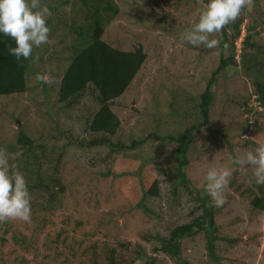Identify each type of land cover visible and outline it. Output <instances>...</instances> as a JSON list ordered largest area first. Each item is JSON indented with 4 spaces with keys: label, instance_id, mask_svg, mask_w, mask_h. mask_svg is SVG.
Masks as SVG:
<instances>
[{
    "label": "rangeland",
    "instance_id": "374dc122",
    "mask_svg": "<svg viewBox=\"0 0 264 264\" xmlns=\"http://www.w3.org/2000/svg\"><path fill=\"white\" fill-rule=\"evenodd\" d=\"M176 1L113 0L120 13L108 26L105 41L126 50L142 45L147 54L143 70L114 107L121 123L115 136H107L114 144L124 142L134 130L144 136L155 132L156 121L161 119L156 115L158 111L169 114L170 110V116L160 122L170 120L169 124L175 123L160 128L163 135L190 127L195 119L194 113H190L191 107H184L180 112L188 113L187 116L175 114L169 107L178 81L181 85L193 84L192 92L199 95V89H205L209 75L220 65V47H193L180 39L185 30L198 22L202 8L197 9L194 3L189 5L184 0H179L181 4L176 7ZM80 3V0H41V7H48L51 13L46 17L49 39L39 48H33L27 92L0 99V143H15L21 128L36 139L55 134L57 129L49 115L55 108L48 107L46 101L50 98V104L55 107L60 77L64 67L72 61L69 59L73 55V44L75 41L81 43L76 28L82 26L85 30L91 23L88 12L80 7ZM248 11L249 20L263 16L264 0L254 2ZM259 31L257 43L264 45V26ZM245 34L243 32L238 40V67H228L216 83L211 123L201 130L188 149L189 164L181 171L191 183L188 182L189 186H194L192 189L182 184L184 181L178 176L177 143L163 142L157 149L153 165H149L142 175L139 173L143 166L139 167V161L149 157L145 150L128 153L108 144L88 150L83 147L75 150L70 146L59 166L66 181L63 203L57 207L54 216L46 215L47 220L56 223L59 213L65 212L70 219H79L84 226L88 225L84 233L92 234L93 240L101 244L130 239L133 243L141 242L149 251L156 245L161 246L154 238L157 234L167 235L169 228L187 224L200 214L196 198L201 189L206 188L207 169L231 168L230 179L241 182L242 177L237 174L239 167L232 164V160L254 151L260 142H264V115H261L264 110L251 96L254 70L246 71L240 56ZM212 38L220 41V33ZM224 53L226 58L230 56L228 51ZM37 74L49 76L51 83L37 82ZM192 92L183 97L190 103L197 100ZM188 100L182 102L188 103ZM66 119V123L73 121L69 117ZM144 128L146 130H142ZM57 145L61 144L52 139L48 142V146ZM150 169L159 175V198L144 195ZM108 173L115 176L104 179ZM247 174L252 175L250 167H247ZM236 186L232 189L227 186L225 195L232 194ZM202 193L207 195L206 189ZM238 193H234L236 203L230 207V213L218 216L216 223L220 233L212 236L214 229L205 225V229H196L194 234L182 239L183 264H214V258L220 259L222 264H264V212L251 213L248 200ZM70 198L72 204H66ZM45 200L44 197L32 200L35 204L31 206V223L11 221L8 227L0 225V264H21L22 259H27V264H54L43 258L42 252L36 258L22 250L25 245L22 238L32 241L33 233L40 225L39 210ZM47 227L49 230L50 225ZM6 230L9 232L5 234ZM47 233H35L41 250L48 241ZM212 241L215 246L210 250ZM158 264H176V260L162 256Z\"/></svg>",
    "mask_w": 264,
    "mask_h": 264
},
{
    "label": "trees",
    "instance_id": "16d2710c",
    "mask_svg": "<svg viewBox=\"0 0 264 264\" xmlns=\"http://www.w3.org/2000/svg\"><path fill=\"white\" fill-rule=\"evenodd\" d=\"M184 1L189 5L194 3L197 9L202 8L197 0ZM258 1L254 0V2ZM80 2V7L88 12L87 17L90 18L91 23L85 30L82 26L76 28L77 37L81 43L78 44L75 41L76 43L73 44V55L69 59L72 61L69 66L67 64L64 67L63 75L60 77L57 89L59 95L55 107L50 104V98L46 101L49 104L48 107L55 108L49 112L51 121L57 129L55 134L36 139L21 128L15 143H0V148H4L9 154L10 164L17 165L18 170L27 181L31 206L35 204L33 202L38 197L46 198L41 205L42 210H39L40 225L35 233L48 232V241L45 242L44 249L41 250L38 244L39 238L33 233L32 241H27L26 237L22 238L25 243L22 250L25 254H32L35 257L42 252L41 256L54 264H158L162 256L172 257L176 260V264H183L181 260L182 239L194 234L196 229H205V225L214 229L212 236L215 237L214 234L220 233V228L216 223L218 216L230 213V207L236 203L234 193L240 192L238 194L248 200L251 213H263L264 185L249 184L251 176L243 173L245 169L239 167L237 174L242 177V181H235L236 178L230 179L228 187L232 189L235 185L237 186L232 194L226 195L227 203L223 207L211 206L210 195L202 193L206 188L201 189L196 198L199 202L197 208L200 209V214L187 224L169 228L167 235L157 234L154 238L158 239L161 246L156 245L148 251V248L146 249L141 242L133 243L130 239L117 240L113 244L104 241L101 244L98 240H93L92 234L84 233L88 225L84 226L79 219H70L65 215V212L59 213V221L57 220L56 223L47 220L46 215H55V210L63 203L66 192V181L61 176L59 166L63 164L65 152L70 146L75 150L78 147L88 150L108 144L122 152L147 151L149 157L139 161V167L143 166L139 173L142 175L148 171L149 165H153L157 149L162 146L163 142L169 141L178 144L176 148L178 171L180 170L178 176L183 179L182 184L185 183L187 188L192 189L194 186H189L190 182L186 181L188 178L182 174L181 170L189 164L187 152L190 145L201 130L211 123V108L215 99L214 89L220 75L225 74L228 67H238L237 46L243 32L246 34L242 41L241 60L246 71L254 70V78L251 82L253 94L251 96L264 110V45L257 43L256 40V37L261 33L259 28L264 26V15L255 16L249 20L250 15L247 7L242 11L239 19L220 32V65L209 75L205 89H199V95L192 92L193 84L181 85L180 80L178 81L179 84L173 93V98H170L169 107L175 114L183 116L188 114L180 113L183 108L191 107L190 113H194L195 119L190 127L168 133L165 136L160 128L162 130L171 121L167 120L162 123L160 120L170 116V110L169 114L158 111L155 113L161 119L156 121L155 132L144 136L134 130L133 134L124 142L119 141L114 144L110 137L107 138L108 135L115 136L120 131L121 123L114 112V107L118 104L119 99L126 95L143 70L147 54L142 45L136 46L132 50H126L105 41L104 36L108 26L120 13L119 7L114 5L113 0H80ZM104 2H106L105 6H103ZM207 2L208 0H204V3ZM175 4L178 7L181 3L177 0ZM251 16L253 17L254 14ZM224 45L228 46L226 50L230 53L228 58L225 57ZM9 47H15L14 40L0 34V99L22 95L28 90L30 59L23 60L22 58L17 62L14 57L8 54ZM191 92L197 99L193 103L183 98L190 95ZM160 93L162 92L160 91ZM251 96L249 97L251 98ZM183 100H188V103H183ZM259 113L261 114V112ZM65 117L71 118L72 123H66ZM179 123L184 124L182 121ZM174 124L173 121L169 125ZM51 139L61 145H57L58 147L48 146ZM239 142L241 141L239 140L238 144ZM150 143L153 146L152 144L150 146ZM150 170L151 176L148 175L145 180L144 195L159 198L161 196L159 175L156 171ZM112 175L115 176V174L108 173L103 178H109ZM71 201L70 198L66 204H72ZM218 209L219 212H217ZM9 224L8 222L0 225L8 227ZM48 225H50L49 230H47ZM8 232L6 230L4 233ZM13 239L15 240V238ZM147 241L150 240L147 239ZM210 245V250H213L215 242H210ZM46 251L49 253H44ZM214 259H216L214 264H222L220 259ZM26 260L22 259L21 264H27Z\"/></svg>",
    "mask_w": 264,
    "mask_h": 264
},
{
    "label": "clouds",
    "instance_id": "9594fccd",
    "mask_svg": "<svg viewBox=\"0 0 264 264\" xmlns=\"http://www.w3.org/2000/svg\"><path fill=\"white\" fill-rule=\"evenodd\" d=\"M197 3L202 5L198 22L185 30L180 39L193 47L218 49L220 41L212 37L239 19L254 0H208L207 3L197 0ZM50 14L48 7H41V0H0V34L14 40L15 47H9L8 54L17 62L30 59L34 47L48 42L50 29L46 17ZM227 48L224 45L225 51ZM35 80L51 83V78L42 74H37ZM232 164L244 168L245 174L247 167L252 169L249 184L264 185V142L254 151L234 158ZM231 176V168L207 169L206 191L211 197V206L223 207L227 203L224 190ZM11 221L31 223V196L23 174L17 165L10 164L6 150L0 148V224Z\"/></svg>",
    "mask_w": 264,
    "mask_h": 264
},
{
    "label": "water",
    "instance_id": "95a60500",
    "mask_svg": "<svg viewBox=\"0 0 264 264\" xmlns=\"http://www.w3.org/2000/svg\"><path fill=\"white\" fill-rule=\"evenodd\" d=\"M19 124V123H18Z\"/></svg>",
    "mask_w": 264,
    "mask_h": 264
}]
</instances>
